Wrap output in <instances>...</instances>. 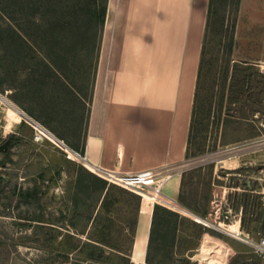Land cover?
<instances>
[{
  "label": "rangeland",
  "instance_id": "rangeland-1",
  "mask_svg": "<svg viewBox=\"0 0 264 264\" xmlns=\"http://www.w3.org/2000/svg\"><path fill=\"white\" fill-rule=\"evenodd\" d=\"M101 1L0 0V145L10 141L0 150V264H261L230 232L242 236L250 220L260 230L264 215V0H209L190 144L200 151L182 162L206 214L164 215L134 257L139 203L18 121L29 115L77 148Z\"/></svg>",
  "mask_w": 264,
  "mask_h": 264
},
{
  "label": "crops",
  "instance_id": "crops-1",
  "mask_svg": "<svg viewBox=\"0 0 264 264\" xmlns=\"http://www.w3.org/2000/svg\"><path fill=\"white\" fill-rule=\"evenodd\" d=\"M207 5L106 0L82 134L73 147L102 169L164 168L169 176L161 190L175 200ZM152 203L140 197L131 257L138 241L147 243Z\"/></svg>",
  "mask_w": 264,
  "mask_h": 264
},
{
  "label": "built area",
  "instance_id": "built-area-1",
  "mask_svg": "<svg viewBox=\"0 0 264 264\" xmlns=\"http://www.w3.org/2000/svg\"><path fill=\"white\" fill-rule=\"evenodd\" d=\"M25 121L31 127V138L35 141L47 139L57 146L66 157L74 159L84 166L89 167L85 154L68 145L62 138L55 136L39 121L31 116L21 115L18 119ZM164 168L162 167H147L133 171H111L114 172V177L103 175L108 181L114 182L126 189L140 194V187H145L150 192L152 202H158L169 207L157 195L161 191V184L165 178ZM239 220V217H237ZM254 220H250L248 230L242 236H238L236 232H230V235L239 239L244 243L249 250L257 257L261 264H264V230H255Z\"/></svg>",
  "mask_w": 264,
  "mask_h": 264
},
{
  "label": "trees",
  "instance_id": "trees-1",
  "mask_svg": "<svg viewBox=\"0 0 264 264\" xmlns=\"http://www.w3.org/2000/svg\"><path fill=\"white\" fill-rule=\"evenodd\" d=\"M207 6H209V0H208ZM105 7H106V0H102L96 8V13H95V11L93 13L94 15L96 14V18L101 25L103 24V21H104ZM206 13H207V11H206ZM204 32H205V24H204V30L202 33V38L204 36ZM201 54H202V43H201V47H200V55H199L198 65H197L196 81H195L194 92H193V101H192V108H191L190 119H189L188 134H187L186 144H185V157L188 155L195 154V153L200 151L198 145H196L194 150H191L190 144H191V139H192L193 133H194V131H193V117L195 115L197 108L200 107V105L196 99V91H197L199 77H200L199 72H200V67H201ZM222 166H228V164H223ZM187 172H191V170H182L180 173V181H179V187H178V191H177V195H176V201L179 202L180 204H182L183 206H185L186 208L190 209L194 213H197L198 215L203 217L206 214V207H204V209L202 211H200L198 208H196L194 206L193 198L190 195H188V193H187V190H186L187 185L185 182ZM119 190L121 192L129 193L130 195H132L134 200H135V204L138 205L139 199H140V194H138L134 191L133 192L129 191L128 189L123 188V187H120ZM35 191H36V188L33 187L31 189L30 193L33 194ZM209 210H213L215 213H219L218 208H209ZM193 212H191V213L194 214ZM262 213H263V211L260 210V211H258L257 215L260 217L262 215ZM166 214L173 215L175 217L181 216L178 213V211H176L175 209H173L171 207H168V206L161 204V203H158V202L152 203L149 231H148V237H147V243H146L147 245L150 242V236H151V233H152L155 225L159 224V222H160L159 220L161 219V217H164V215H166ZM219 220H221V219L219 218ZM255 228H256V226H255ZM134 230H135V221L133 223V226L131 227V233H132L131 243H132ZM211 244H215V243H211V242L209 243V241L206 240L203 243V246H205V247L211 246ZM215 245H217V244H215ZM223 259H224V254L222 253V261H223Z\"/></svg>",
  "mask_w": 264,
  "mask_h": 264
},
{
  "label": "bare ground",
  "instance_id": "bare-ground-1",
  "mask_svg": "<svg viewBox=\"0 0 264 264\" xmlns=\"http://www.w3.org/2000/svg\"><path fill=\"white\" fill-rule=\"evenodd\" d=\"M3 101L8 105V106H10L11 108H13V109H16V107H13V105H11L9 102H7L5 99H3ZM4 103V104H5ZM19 112H21L22 114H24V112L23 111H19ZM88 165H89V167L92 169V170H94V171H96V172H98V173H100V174H102V175H105V176H109V177H114L115 176V174H114V172H111V171H114V170H107V169H102V168H100V167H97V166H94V165H92V164H90L89 162H88ZM163 171H165V170H163ZM164 175H165V178H164V180L165 179H167L168 178V173L167 172H164ZM163 180V181H164ZM163 183V182H162ZM139 189V192H140V194H141V196H146V197H148L149 199H150V192H149V190L148 189H146L145 187H140V188H138ZM164 203H166L167 205H169V207H171V208H173V209H175V210H177V211H179V212H182V213H184V214H186V215H189V216H192V217H196V216H194L191 212H189L190 210L188 209V208H186L185 206H183L182 204H180L179 202H177L175 199H172V198H170L169 196H167L166 194H164L163 192H162V190L160 191V193L157 195ZM151 200V199H150ZM231 228V227H230ZM231 230H232V232H236V233H238L239 232V229H234V228H231Z\"/></svg>",
  "mask_w": 264,
  "mask_h": 264
},
{
  "label": "water",
  "instance_id": "water-1",
  "mask_svg": "<svg viewBox=\"0 0 264 264\" xmlns=\"http://www.w3.org/2000/svg\"><path fill=\"white\" fill-rule=\"evenodd\" d=\"M7 142H8V138H6L4 140V143H2V145H0V150L5 149ZM259 227H260V229L264 230V215H263V217L261 219V223H260Z\"/></svg>",
  "mask_w": 264,
  "mask_h": 264
},
{
  "label": "flooded vegetation",
  "instance_id": "flooded-vegetation-1",
  "mask_svg": "<svg viewBox=\"0 0 264 264\" xmlns=\"http://www.w3.org/2000/svg\"><path fill=\"white\" fill-rule=\"evenodd\" d=\"M9 142H10V141H9V138H8V142H7V144H9Z\"/></svg>",
  "mask_w": 264,
  "mask_h": 264
}]
</instances>
